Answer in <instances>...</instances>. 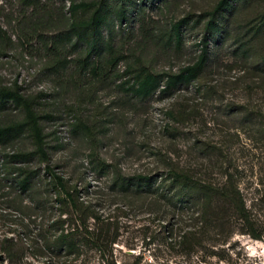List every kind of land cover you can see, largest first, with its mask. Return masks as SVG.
I'll list each match as a JSON object with an SVG mask.
<instances>
[{
	"label": "rangeland",
	"instance_id": "obj_1",
	"mask_svg": "<svg viewBox=\"0 0 264 264\" xmlns=\"http://www.w3.org/2000/svg\"><path fill=\"white\" fill-rule=\"evenodd\" d=\"M36 1L37 5L28 7L20 0H0V26L13 40L11 48L0 54V84L16 80L22 92L42 102L39 112L53 114V119L42 124L46 132H56L63 147H57L58 142L49 136L54 146L50 149L51 166L69 179L71 188L76 186L79 192L75 195L85 204L89 202L90 209L111 216L118 227L114 251L119 263L129 264L143 255L139 264H264V71L256 69L264 54V39L259 42L258 54L249 59L232 54L231 40L214 45L212 60L197 80L170 91L158 90L143 99L122 91L118 84L125 77L115 78L114 70L95 79L79 72L77 60L85 51L74 41L58 49V55L70 61L64 71L42 70L45 60L56 55L46 51L36 36L49 39L65 28L71 0ZM124 1L137 4H131V21L115 26L116 42L124 56L130 60L132 55H141L157 70H177L192 63L199 53L201 26H187L179 47L170 44L162 48L153 42L166 37L162 35L171 21L209 10L218 0ZM263 9L264 0H253L250 7L230 16L231 39L238 24ZM46 16L60 28L41 26L39 20ZM124 68L122 60L117 72ZM18 115L11 104L0 112L4 119ZM76 119L99 126L101 157L118 164L128 175L151 176L162 192L170 181L169 163L207 182L234 184L255 218L259 237L235 231L224 243L203 248L202 262L194 255H178L164 237L165 221L147 211L145 197L133 195L127 202L110 186V175L99 176L92 169L88 142L71 132ZM29 146L25 136L5 147L0 144V178L7 177L0 179L5 184L0 188V264H47L48 257L40 255L43 247L36 240L40 220L74 213L73 207L54 201L52 190L47 193L51 180L44 164L36 159L27 165L40 173L32 190L21 194L22 209L7 206L3 193L12 187L8 172L21 163L4 162L2 154ZM235 228L243 227L236 224ZM63 256L67 262L72 258ZM92 259L99 263L96 253Z\"/></svg>",
	"mask_w": 264,
	"mask_h": 264
},
{
	"label": "trees",
	"instance_id": "obj_2",
	"mask_svg": "<svg viewBox=\"0 0 264 264\" xmlns=\"http://www.w3.org/2000/svg\"><path fill=\"white\" fill-rule=\"evenodd\" d=\"M146 1L153 4L158 0ZM252 1L218 0L209 10L195 16L188 13L171 21L169 29L162 35L166 37L161 40L157 38L153 45L166 48L174 44L179 47L183 42L184 29L190 25H199L201 26L199 53L192 63L177 70L171 68L157 70L141 55H132L128 60L116 42L115 26L131 21L129 10L132 3L134 6L137 5L135 1L71 0L68 8L69 21L63 24L65 28L49 36V39L42 34L36 36L44 44L46 51L56 55L45 60L42 70L55 74L64 71L70 61L58 55V49L64 43L74 41V45H82L85 51L84 56L77 60L79 72L87 73L95 79L114 70L115 78L125 77L120 80L119 88L143 99L158 90L170 91L180 85L190 84L201 76L212 60L214 45H222L231 40L232 54L245 59L253 57L256 52L258 54L259 42L264 39V9L245 23L238 24L232 39L228 27L229 17L238 10L250 7ZM20 2L28 7L37 5L36 0ZM39 22L41 26L50 28L55 25L48 16ZM55 27L60 28V25ZM12 41L11 36L0 26V54H5L6 50L11 48ZM122 60L125 68L118 73L116 67ZM259 65L256 69L264 71V54L260 57ZM9 104L18 109L19 115L7 119L0 116V144L5 147L25 136L30 146L2 154L4 162L21 163L8 172L12 187L3 193L7 197V206L16 211L22 209L21 194L32 190L35 185L34 179L40 173V169L27 165L36 159L40 164H44L51 180V189L47 193L52 190L56 199L54 201L60 202V205L73 207L72 215L62 217L61 214H57L53 218L40 220L36 233V240L43 247L40 255L48 257L47 264H120L114 251L115 244L119 242L118 227L113 223L111 216H104L95 209H90L89 202L85 204L75 195L79 192L76 186L71 188L69 179L62 173L54 171L51 166L50 149L54 146L50 145L49 136L52 135L57 142L59 136L55 131L51 134L46 132L42 121L53 119V114L50 111L39 112L38 105L42 102L37 100L36 96L22 92V87L16 80L9 84H0V112ZM71 132L88 142V160L92 164V169L99 176L110 175V186L112 189L115 188L122 198H126L128 202L130 197L137 195L145 197L147 211L165 221L164 237L169 239L170 248L178 255L189 258L194 255L202 262L203 248L224 243L235 231L259 237L255 218L247 207L241 191L234 184L207 182L169 163L167 173L170 181L167 190L162 192L157 181L152 180L151 176L128 175L121 166L107 162L100 156L98 148L103 136L100 135L99 126H94L88 120L76 119L72 122ZM56 146L63 147L61 142ZM4 186L5 184L0 182V188ZM16 190L19 194L13 195ZM37 205L39 204L36 202L35 207H38ZM236 224L243 228L236 229ZM93 253L98 255L99 263L98 260L93 261ZM63 254L71 256V260L69 262L62 260ZM142 256H137L129 264H139ZM6 257H9V254H6Z\"/></svg>",
	"mask_w": 264,
	"mask_h": 264
}]
</instances>
